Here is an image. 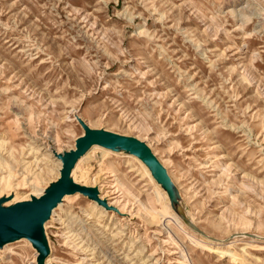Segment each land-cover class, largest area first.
I'll use <instances>...</instances> for the list:
<instances>
[{
  "label": "rangeland",
  "instance_id": "374dc122",
  "mask_svg": "<svg viewBox=\"0 0 264 264\" xmlns=\"http://www.w3.org/2000/svg\"><path fill=\"white\" fill-rule=\"evenodd\" d=\"M75 109L156 153L184 224L139 160L93 149L89 185L117 217L68 198L53 264H264V0H0L4 190L59 175ZM30 246L0 264H36Z\"/></svg>",
  "mask_w": 264,
  "mask_h": 264
},
{
  "label": "water",
  "instance_id": "95a60500",
  "mask_svg": "<svg viewBox=\"0 0 264 264\" xmlns=\"http://www.w3.org/2000/svg\"><path fill=\"white\" fill-rule=\"evenodd\" d=\"M79 122L85 133L76 140L74 150L59 155L63 166L58 181L51 183L43 195L32 197L30 201L3 206L6 199L0 198V247L21 238H27L39 253L38 264H45L50 248L44 225L66 195L81 193L107 207V202L99 199L97 188L76 184L71 177L78 161L94 145L108 149L121 148L137 156L146 163L157 180L166 186L169 184L165 169L145 143L133 136H123L106 130H93L82 119H79Z\"/></svg>",
  "mask_w": 264,
  "mask_h": 264
},
{
  "label": "bare ground",
  "instance_id": "6f19581e",
  "mask_svg": "<svg viewBox=\"0 0 264 264\" xmlns=\"http://www.w3.org/2000/svg\"><path fill=\"white\" fill-rule=\"evenodd\" d=\"M77 110H73V116L74 118L76 119L77 121V116H79L80 118H82L84 120V118L79 115V114H76ZM85 121V120H84ZM78 122V121H77ZM79 123V122H78ZM87 123V122H86ZM88 124V123H87ZM89 125V124H88ZM90 127V126H89ZM85 131L83 130V134L84 135ZM81 135V136H82ZM78 139V138H77ZM76 139V140H77ZM139 139V138H137ZM76 140H75V145L73 148L69 149V150H66V152L68 151H71V150H74L76 148ZM104 149L106 151H109V152H112L114 154H117V155H121V156H132L134 158H136L137 160H139L142 165L145 167V169L148 171L150 177L152 178L153 182L157 185V187L161 190V192L165 195L167 201H168V204H169V207L171 209V211L177 216V218L182 222V220L180 219V217L172 210V207H171V203H170V199H169V196L167 194V192L163 189V187L155 180V178L153 177V174L150 170V168L146 165V163H144L140 158H138L137 156L121 149V148H117V149H108V148H105L103 146H100V145H94L90 148V150L78 161V163L76 164L75 168L73 169L72 171V180L76 183V184H79L81 186H85V187H90V188H97L98 189V194H99V199L101 201H105V200H108L107 197L108 196H105L103 197L104 193H103V190H101V187H98V186H90L92 184L89 185V183L91 182L92 180V177L91 174H90V171H89V168L84 167L86 161H88L91 157V155L89 153H91V151L94 149V150H101ZM50 150L51 152L53 153L54 157L56 159H58L61 163L58 164V167L60 168L59 169V175L56 177V178H53L51 179L50 181H47V183L42 187V189H40L39 187V179H35L32 183V185L36 188L35 191H31L28 195H21L20 192H18L19 190H12V189H15V188H12L11 191H6L4 190L1 186H0V198H5L6 199V202L3 204V206H10V205H13L14 203H17V202H20V201H30L32 197H40L41 195H43L46 191V189L48 188V186L53 183V182H56L59 180L60 176H61V170H62V166H63V162L62 160L59 158V155L61 154H64L65 152L62 151V152H59L57 151L56 149H53V147H50ZM154 152V151H153ZM155 153V152H154ZM156 155V153H155ZM161 160V159H160ZM163 163V162H162ZM164 164V163H163ZM165 166V164H164ZM10 177H12V175H10ZM10 192V193H9ZM82 195L81 193H75V194H71V195H66L62 202L59 203L57 205V207L53 210L52 214H51V217L48 219V221L45 223L44 225V232L48 229L47 228V224L50 223L51 221L54 220L53 216L55 215V211L59 210L65 203H66V200L68 198H72V197H75L77 195ZM79 195V196H80ZM84 196V195H82ZM87 197V196H86ZM90 201H92L93 203H95L99 208L103 209L107 215H113V213L107 209V207H105L104 205H102L101 203H99L98 201H94V200H91L89 199ZM109 205H111V203H109ZM118 207V206H117ZM122 211V210H121ZM124 212V211H122ZM114 217H117L115 215H113V218ZM127 221V220H126ZM131 222V221H130ZM183 223V222H182ZM184 224V223H183ZM84 228V227H83ZM195 229L192 231L194 233ZM45 235H46V232H45ZM47 238V236H46ZM28 242L34 250H35V257H36V264H38V256H39V253L38 251L33 247L32 243L30 240H28L27 238H21L17 241H14V242H10V243H6L4 244L3 246L0 247V254H3L4 252L6 253V249L7 247L11 246L12 244H15V243H18L20 242ZM47 242H48V246L50 248V251H52V246H51V242L50 240H48L47 238ZM211 244H214V243H211ZM1 256V255H0ZM2 260V258L0 257V261ZM45 264H53L52 263V260H51V255L45 260Z\"/></svg>",
  "mask_w": 264,
  "mask_h": 264
}]
</instances>
